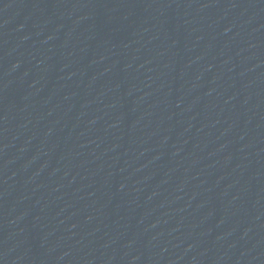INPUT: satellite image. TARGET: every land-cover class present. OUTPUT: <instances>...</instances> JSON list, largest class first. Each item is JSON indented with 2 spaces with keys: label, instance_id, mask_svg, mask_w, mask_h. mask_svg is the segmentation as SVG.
Instances as JSON below:
<instances>
[{
  "label": "water",
  "instance_id": "1",
  "mask_svg": "<svg viewBox=\"0 0 264 264\" xmlns=\"http://www.w3.org/2000/svg\"><path fill=\"white\" fill-rule=\"evenodd\" d=\"M122 264H264V0H204Z\"/></svg>",
  "mask_w": 264,
  "mask_h": 264
}]
</instances>
